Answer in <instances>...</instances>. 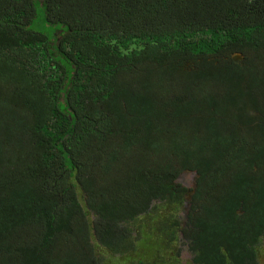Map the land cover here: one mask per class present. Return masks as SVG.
<instances>
[{"label":"trees","instance_id":"trees-1","mask_svg":"<svg viewBox=\"0 0 264 264\" xmlns=\"http://www.w3.org/2000/svg\"><path fill=\"white\" fill-rule=\"evenodd\" d=\"M122 257L264 264V0H0V264Z\"/></svg>","mask_w":264,"mask_h":264},{"label":"rangeland","instance_id":"rangeland-1","mask_svg":"<svg viewBox=\"0 0 264 264\" xmlns=\"http://www.w3.org/2000/svg\"><path fill=\"white\" fill-rule=\"evenodd\" d=\"M123 260H124V258L122 257V258H117V263L115 262V261H112L110 264H131V262L132 263H134L133 261H128V260H125L126 262H123ZM135 264V263H134Z\"/></svg>","mask_w":264,"mask_h":264}]
</instances>
